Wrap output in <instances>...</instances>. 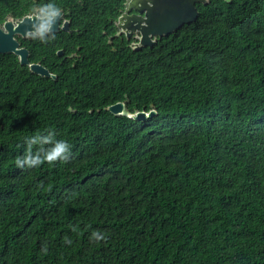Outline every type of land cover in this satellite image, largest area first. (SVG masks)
Masks as SVG:
<instances>
[{
	"label": "trees",
	"instance_id": "1",
	"mask_svg": "<svg viewBox=\"0 0 264 264\" xmlns=\"http://www.w3.org/2000/svg\"><path fill=\"white\" fill-rule=\"evenodd\" d=\"M48 2L56 39L0 53V264H264V0L195 1L141 47L125 0H0V27ZM49 131L69 160L17 168Z\"/></svg>",
	"mask_w": 264,
	"mask_h": 264
},
{
	"label": "clouds",
	"instance_id": "2",
	"mask_svg": "<svg viewBox=\"0 0 264 264\" xmlns=\"http://www.w3.org/2000/svg\"><path fill=\"white\" fill-rule=\"evenodd\" d=\"M135 3L136 0H125V7L131 8ZM62 11V8L53 2L34 6L30 14L26 17L29 23L24 32L25 38L38 40L45 44L54 41L56 39V34L52 31V28L58 20H61ZM66 22L67 21H62L60 26L64 27L63 24ZM25 145L26 147L23 155H19L15 158L16 167L20 169L25 167H39L44 163L54 164L57 161L67 162L71 155V146L64 140H57L53 131H49L46 135L37 134L26 138ZM75 230L76 229L73 228V231ZM89 239L99 242L105 240L106 237L101 231L94 230L91 232ZM64 242L66 244H71V240L68 237H65Z\"/></svg>",
	"mask_w": 264,
	"mask_h": 264
},
{
	"label": "rangeland",
	"instance_id": "3",
	"mask_svg": "<svg viewBox=\"0 0 264 264\" xmlns=\"http://www.w3.org/2000/svg\"><path fill=\"white\" fill-rule=\"evenodd\" d=\"M195 1L202 0H136L120 18V29L128 37L132 36L136 40L134 47L150 46L158 36L174 31L183 22H190L194 17ZM133 9L136 11L128 13ZM191 12L193 14L189 16ZM33 67L34 65L31 68L35 71ZM123 110L127 113L126 108ZM151 115L153 113H136L134 118L144 120Z\"/></svg>",
	"mask_w": 264,
	"mask_h": 264
},
{
	"label": "water",
	"instance_id": "4",
	"mask_svg": "<svg viewBox=\"0 0 264 264\" xmlns=\"http://www.w3.org/2000/svg\"><path fill=\"white\" fill-rule=\"evenodd\" d=\"M27 19L19 23H7L4 27H0V53L6 52H16L21 57L22 64H28V51L26 49L20 48L19 42L16 38L17 35L24 36L26 27L28 26ZM56 24L53 25L52 31L58 30ZM65 30H69V23L66 22L63 27ZM34 70L40 74L48 75L49 72L47 69L40 65H34ZM121 104H117L112 107L114 113H119L123 110Z\"/></svg>",
	"mask_w": 264,
	"mask_h": 264
},
{
	"label": "flooded vegetation",
	"instance_id": "5",
	"mask_svg": "<svg viewBox=\"0 0 264 264\" xmlns=\"http://www.w3.org/2000/svg\"><path fill=\"white\" fill-rule=\"evenodd\" d=\"M17 37H24V36L17 35Z\"/></svg>",
	"mask_w": 264,
	"mask_h": 264
},
{
	"label": "crops",
	"instance_id": "6",
	"mask_svg": "<svg viewBox=\"0 0 264 264\" xmlns=\"http://www.w3.org/2000/svg\"><path fill=\"white\" fill-rule=\"evenodd\" d=\"M192 15V13H189V16Z\"/></svg>",
	"mask_w": 264,
	"mask_h": 264
}]
</instances>
